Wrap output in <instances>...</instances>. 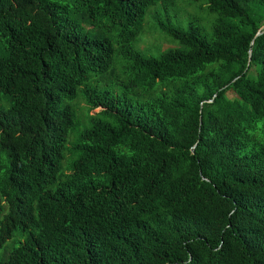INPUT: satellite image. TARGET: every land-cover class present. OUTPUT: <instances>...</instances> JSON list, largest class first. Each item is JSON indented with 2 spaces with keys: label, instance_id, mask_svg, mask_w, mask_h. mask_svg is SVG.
Instances as JSON below:
<instances>
[{
  "label": "trees",
  "instance_id": "obj_1",
  "mask_svg": "<svg viewBox=\"0 0 264 264\" xmlns=\"http://www.w3.org/2000/svg\"><path fill=\"white\" fill-rule=\"evenodd\" d=\"M187 5L0 0V264H264V0Z\"/></svg>",
  "mask_w": 264,
  "mask_h": 264
},
{
  "label": "rangeland",
  "instance_id": "obj_2",
  "mask_svg": "<svg viewBox=\"0 0 264 264\" xmlns=\"http://www.w3.org/2000/svg\"><path fill=\"white\" fill-rule=\"evenodd\" d=\"M181 1V4L184 8H186L187 10H191L193 9V7H189L187 5V0H180ZM151 8V7H150ZM156 9H158V6L154 7ZM159 12H162L161 10ZM149 11H147L146 13V21L147 19L149 18ZM170 14H172V12H170ZM192 15H199V16H203V14L201 12H197L195 10L192 11ZM145 21V22H146ZM158 36V32L154 31L152 29V19L150 18L149 21H147L145 24H144V32L138 42V46L140 48H151V49H155L156 46L160 47L161 49H164L168 46L171 45V43H169L163 35H160V38L158 39L157 38ZM76 105L75 108L77 109V115L79 116L80 120L84 121L85 120V115H86V104L83 100H78L76 101ZM71 135H74L76 136V132H73V134H70ZM69 136V141L68 142H71L73 141L74 137ZM68 156V155H67ZM67 158V157H66ZM68 159V158H67Z\"/></svg>",
  "mask_w": 264,
  "mask_h": 264
},
{
  "label": "water",
  "instance_id": "obj_3",
  "mask_svg": "<svg viewBox=\"0 0 264 264\" xmlns=\"http://www.w3.org/2000/svg\"><path fill=\"white\" fill-rule=\"evenodd\" d=\"M262 33V31L260 30V31H258L257 33H256V36H258L259 34H261ZM249 60H250V58H251V51H249ZM233 80H235V79H233Z\"/></svg>",
  "mask_w": 264,
  "mask_h": 264
}]
</instances>
